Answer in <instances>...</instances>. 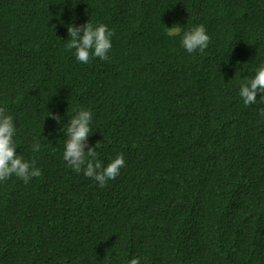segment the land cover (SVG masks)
I'll return each instance as SVG.
<instances>
[{"label": "trees", "instance_id": "obj_1", "mask_svg": "<svg viewBox=\"0 0 264 264\" xmlns=\"http://www.w3.org/2000/svg\"><path fill=\"white\" fill-rule=\"evenodd\" d=\"M89 21L115 32L107 61L66 49ZM261 66L264 0H0V107L42 172L0 182V264H264V94L239 96ZM80 109L97 158L124 156L105 187L63 160Z\"/></svg>", "mask_w": 264, "mask_h": 264}, {"label": "clouds", "instance_id": "obj_2", "mask_svg": "<svg viewBox=\"0 0 264 264\" xmlns=\"http://www.w3.org/2000/svg\"><path fill=\"white\" fill-rule=\"evenodd\" d=\"M174 25L168 29V34L175 35L180 32V27ZM69 40L66 49L74 50L75 59L88 64L94 58L102 61L109 60L108 53L112 48V37L114 30H109L107 25H93L90 21L80 26L70 24L67 27ZM210 43V37L203 24L194 26L185 32L181 39V45L189 54L199 52L204 53ZM264 94V66L256 71L255 75L241 82L239 96L245 106L256 103L257 94ZM264 102V95H260ZM264 116V110H261ZM48 117L55 120L58 124L62 123V117L58 114L49 112ZM92 113L86 109H80L72 116L68 123L61 128L66 136L64 141L63 160L73 172L88 177L100 186L105 187L109 180H114L121 168L125 166L123 154H118L106 166L97 158L99 142L93 147L87 141L91 131ZM16 124L11 115L7 114L4 107H0V182L6 181L15 176L25 184L32 178H38L42 172L37 168L36 161H26L16 153ZM87 148V151L85 149ZM41 145L35 142L31 146V151L35 154L39 152ZM129 264H140L138 258H132Z\"/></svg>", "mask_w": 264, "mask_h": 264}]
</instances>
